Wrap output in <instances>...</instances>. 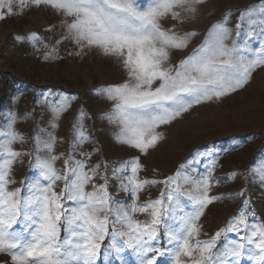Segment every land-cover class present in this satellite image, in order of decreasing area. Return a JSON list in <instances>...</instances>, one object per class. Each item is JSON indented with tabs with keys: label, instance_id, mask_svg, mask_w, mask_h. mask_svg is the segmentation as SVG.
Returning <instances> with one entry per match:
<instances>
[{
	"label": "snow or ice",
	"instance_id": "obj_1",
	"mask_svg": "<svg viewBox=\"0 0 264 264\" xmlns=\"http://www.w3.org/2000/svg\"><path fill=\"white\" fill-rule=\"evenodd\" d=\"M208 0H0V21L23 15L33 7L50 9L61 18L60 38L45 43L32 33L26 39L46 58L58 56L70 42L85 51L115 59L125 79L94 90L112 104L101 119L117 131L118 143L147 155L163 139L158 131L194 106L219 101L243 88L264 68V4L228 11L206 34L204 42L179 64L174 50H183L197 33L164 27L167 20L190 23ZM237 16L234 28L230 18ZM55 26L48 29L53 31ZM244 36L242 43L239 42ZM256 42L257 46L252 47ZM71 96L45 101L51 121L35 129L33 148H13L26 140L9 124L0 141V256L2 264H264V221L246 189L235 196L212 195L226 184L214 176L216 159L199 170L202 154L194 153L174 176L163 180L141 177L139 157L93 163L99 149L80 117L66 156L57 154L56 121L71 107ZM81 112V116H83ZM31 158L38 177L12 187L15 167ZM63 159V168H57ZM249 178L264 195V165H250ZM237 174L228 177L234 179ZM43 181V183L41 182ZM162 185L156 199L141 196ZM59 188V191H57ZM123 194L125 199H117ZM244 197L237 214L209 239L202 217L218 200ZM187 203H184L185 200ZM140 217H143L141 219ZM63 231L64 235L61 236ZM109 243L105 245V240ZM103 246V250H102Z\"/></svg>",
	"mask_w": 264,
	"mask_h": 264
},
{
	"label": "rangeland",
	"instance_id": "obj_2",
	"mask_svg": "<svg viewBox=\"0 0 264 264\" xmlns=\"http://www.w3.org/2000/svg\"><path fill=\"white\" fill-rule=\"evenodd\" d=\"M258 4H264V0H208L190 23L179 25L170 19L165 21L164 27L172 28L175 25V30L181 34L197 33L187 48L172 52L171 63L179 64L198 49L211 27L226 12L238 14L240 10ZM236 20L235 15L230 18L233 28ZM60 23L61 18L44 7H33L23 15H13L0 21V141L4 138L2 133L14 119L12 127L25 138L26 143L14 144L13 148L23 153L30 152L35 129L38 126L47 128L52 119L50 112L45 110L46 99L71 96V107L56 121L58 127L54 130L60 141L56 152L62 158L68 153L73 125L78 117L86 133L95 138L94 144L84 146V151L99 149L100 154L93 157V163L127 161L139 157L144 168L140 173L143 178L163 180L174 176L181 164L200 152L199 170L203 171L210 162L209 158L214 157V176L227 181L226 184L214 186L211 194L235 196L246 189L245 195L251 196L260 220L264 221V195L254 183L248 182L251 178L258 183V178L249 172L250 165L257 168L264 165V68L253 73L245 88L219 101L194 106L170 125L162 126L158 131L163 133V139L147 155H142L118 143L115 139L117 129L101 119L111 110L112 104L96 96L94 90L120 83L126 78L115 59L95 50H86L84 54L77 55L78 49L70 42L59 46L57 57L46 58L42 48L34 49L26 39H17L36 33L45 38V43L51 44L60 38ZM53 26V31L49 32L48 29ZM243 40L242 35L239 42ZM251 46L256 47L257 43L253 42ZM30 161L31 158L25 156L23 163L16 165L14 175L18 183L12 187L20 186L19 182L29 177H38V170L30 169ZM56 166L62 169L63 159L58 160ZM232 174L237 175L229 180ZM162 187L157 185L150 192L142 194L141 200L156 199ZM116 198L125 199L123 194ZM243 199L218 200L210 205L202 217L207 235L201 239H209L224 228L237 214ZM183 202L187 203L186 198ZM108 243L106 239L105 245ZM126 255L129 264H134L132 257L128 253ZM5 259L0 256V264Z\"/></svg>",
	"mask_w": 264,
	"mask_h": 264
}]
</instances>
